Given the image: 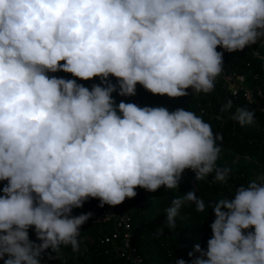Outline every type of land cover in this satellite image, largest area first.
<instances>
[{
    "label": "clouds",
    "instance_id": "clouds-1",
    "mask_svg": "<svg viewBox=\"0 0 264 264\" xmlns=\"http://www.w3.org/2000/svg\"><path fill=\"white\" fill-rule=\"evenodd\" d=\"M261 39L264 0H0V261L40 264L61 245L78 252L92 213L72 210L90 198L115 207L137 188L177 189L186 169L225 183L222 137L208 123L182 108L116 107L108 78L122 97L137 84L169 98L207 94L222 72L217 47L239 52ZM58 71L103 86L46 74ZM254 116L231 118L243 127ZM186 204L205 210L189 191L166 210L168 227ZM212 210V237L189 253L192 264H264V175Z\"/></svg>",
    "mask_w": 264,
    "mask_h": 264
},
{
    "label": "trees",
    "instance_id": "trees-1",
    "mask_svg": "<svg viewBox=\"0 0 264 264\" xmlns=\"http://www.w3.org/2000/svg\"><path fill=\"white\" fill-rule=\"evenodd\" d=\"M252 47L264 58V46L255 44ZM217 52L223 53L222 70L228 74L242 75L245 79V85L251 89L261 88L260 63L248 54V47L239 52H226L222 47H217ZM63 63V62H62ZM63 77L69 80H75L77 84L92 89L93 85H101V79L94 77L91 80H80L70 73L59 71ZM108 80L117 85V91L112 93L115 106L118 107L121 101L125 103H134L143 107H166L169 111H175L182 108L186 111L195 113L197 117L211 126L214 135L222 137L220 142L221 157L216 161V167L230 169V174L225 183L215 181V172L208 175L204 180L195 181V173L186 169L191 179L198 198H201L205 204L203 212H197L195 205L183 206L176 217L175 227L170 228L166 224V210L171 206L173 199L178 198L172 194L169 189L161 187L156 192H148L142 188H137V195L119 205L131 220L132 245L137 249L143 258L145 264H175L176 260L183 259L185 264H192V257L189 253H195L196 241L195 235L201 232L208 235L205 217H210L213 221L215 216L212 206L222 198L233 199L236 190L240 186H247L248 167L246 165H231L235 157L241 159L248 157L256 163L255 170L259 176L264 175V113H260L254 106L244 103L238 96L235 99L229 97L219 76L214 81V88L211 92L198 93L195 96H185L172 98L167 96H158L150 93L143 86L136 85V94L134 96H119L118 82L115 77L110 76ZM103 86V85H101ZM231 102V109L222 111L225 105ZM237 109H244L254 112V122L251 125L240 126V124L231 117ZM214 117H218L217 121ZM222 159L226 160V166H223ZM7 184V181H0V186ZM98 199H88L79 211H86L91 206H99ZM154 211H157L155 213ZM156 216L162 223V230H157V224L153 222L152 217ZM82 237L90 238L91 244L79 242V251L74 252L71 245H61L59 253L56 254V262L50 264H126L112 254H105L104 248L98 244V239L110 233V229L98 226H81ZM30 240L39 244L34 228L28 230ZM177 240V242H174ZM163 241L167 246L163 245ZM46 250L43 254H45ZM60 253L66 255V259L59 256ZM46 260V259H45ZM0 264L1 261H0ZM48 264V263H47Z\"/></svg>",
    "mask_w": 264,
    "mask_h": 264
},
{
    "label": "built area",
    "instance_id": "built-area-1",
    "mask_svg": "<svg viewBox=\"0 0 264 264\" xmlns=\"http://www.w3.org/2000/svg\"><path fill=\"white\" fill-rule=\"evenodd\" d=\"M248 54L260 63L261 88L251 89L245 85L244 76L228 74L223 70L219 77L229 97L235 99L239 96L244 103L254 106L260 113H264V58L252 45L248 47ZM214 118L220 121L218 117ZM238 158L235 157V159ZM241 159L246 162L250 160L246 156ZM2 187L0 186V189ZM0 195H2V192H0ZM89 212L92 213V217L85 224L103 226L111 230L108 235L98 239V244L104 248L105 254L110 253L126 264H145L137 249L132 245L130 216L119 205L115 207L104 205L102 208L93 205L86 211H79L74 208L72 215L79 216ZM250 231H254V229H250ZM1 263L3 264V261ZM40 263L47 264L44 261V254H42Z\"/></svg>",
    "mask_w": 264,
    "mask_h": 264
},
{
    "label": "rangeland",
    "instance_id": "rangeland-1",
    "mask_svg": "<svg viewBox=\"0 0 264 264\" xmlns=\"http://www.w3.org/2000/svg\"><path fill=\"white\" fill-rule=\"evenodd\" d=\"M257 44L259 45H262L264 46V39H261L257 42ZM50 78L51 77H57V78H64L66 80H69L68 77H63L59 74V71L58 72H55V73H52V72H48L46 73ZM188 95L189 96H195L193 90L191 88L187 89L186 90ZM221 157V153L219 154V157L218 159ZM222 163H223V166H226V160L225 159H222ZM237 164H241V165H246L248 167V174H247V180L250 182L251 180L253 179H256L257 177H259V174L256 172L255 170V166H256V163L249 160L248 162L242 160V159H233V161L231 162V165L235 166ZM172 194H174L175 196L177 197H180L181 195H184L186 194L187 192L189 191H195V188H194V185L191 181V179L189 178L188 174L186 171H184V173L182 174L181 176V179L179 181V184H178V188L177 189H171L169 190ZM196 193V192H195ZM155 213H157V211H154ZM152 220L153 222H155L157 224V230L160 231L161 228H162V223L161 221H159V219L156 217V216H153L152 217ZM214 221L210 218V217H205L204 219V223L206 225V230H207V233L208 235H205L201 232H198L196 235H195V238L194 240L196 241V244L199 245L203 250H207V242L208 240L212 237V231H211V224L213 223ZM82 229L80 228V235L78 237V241L79 242H85L87 244H91L92 243V240L88 237L84 238L82 237ZM29 239H30V236H29ZM31 241V240H30ZM174 242H177V240H174ZM163 245L164 246H167V243L165 241H163ZM59 256L61 258H64L66 259V255L64 253H60ZM51 257V258H49ZM56 254L51 250L49 249V251H47L45 254H44V261L45 263H54L56 262ZM46 259V260H45ZM41 264V263H40ZM78 264V263H77Z\"/></svg>",
    "mask_w": 264,
    "mask_h": 264
}]
</instances>
